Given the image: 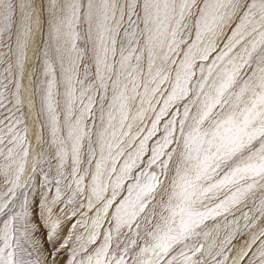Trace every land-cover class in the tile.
<instances>
[{
    "label": "snow or ice",
    "instance_id": "6c2138e0",
    "mask_svg": "<svg viewBox=\"0 0 264 264\" xmlns=\"http://www.w3.org/2000/svg\"><path fill=\"white\" fill-rule=\"evenodd\" d=\"M0 264H264V0H0Z\"/></svg>",
    "mask_w": 264,
    "mask_h": 264
}]
</instances>
